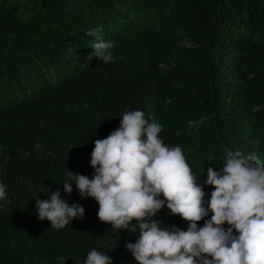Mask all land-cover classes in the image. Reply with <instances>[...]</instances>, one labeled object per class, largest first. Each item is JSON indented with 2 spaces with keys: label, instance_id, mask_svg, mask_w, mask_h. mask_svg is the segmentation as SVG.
<instances>
[{
  "label": "trees",
  "instance_id": "trees-1",
  "mask_svg": "<svg viewBox=\"0 0 264 264\" xmlns=\"http://www.w3.org/2000/svg\"><path fill=\"white\" fill-rule=\"evenodd\" d=\"M100 26L116 45L107 64L88 60L85 33ZM134 110L202 185L228 151L264 162V0H0V264H83L93 248L137 264L125 245L139 229L111 230L94 199L62 185L66 171L91 179L95 140ZM57 190L85 210L59 230L35 207ZM153 219L189 226L166 205Z\"/></svg>",
  "mask_w": 264,
  "mask_h": 264
},
{
  "label": "clouds",
  "instance_id": "clouds-1",
  "mask_svg": "<svg viewBox=\"0 0 264 264\" xmlns=\"http://www.w3.org/2000/svg\"><path fill=\"white\" fill-rule=\"evenodd\" d=\"M102 32L100 26L85 33L95 38L88 60L107 64L115 59L116 45L105 41ZM119 120L118 128L94 142V175L90 179L66 171L65 193H72L74 183L82 199H94L98 219L111 230L139 229L135 243L125 245L137 264H264V162L239 149L228 151L219 171L207 169L202 185L182 148L167 146L159 138L162 127L145 112L125 111ZM205 186L214 189L207 207ZM6 189L0 182V202H8ZM47 196L41 200L38 195L35 207L38 218L49 221L51 228L59 230L84 218V208L67 203L59 190ZM165 205L188 222L186 231L153 219ZM202 220L203 227H198ZM83 264L114 262L93 248Z\"/></svg>",
  "mask_w": 264,
  "mask_h": 264
}]
</instances>
